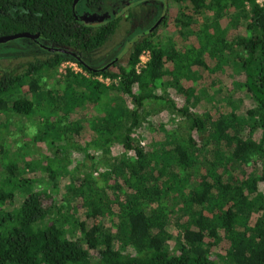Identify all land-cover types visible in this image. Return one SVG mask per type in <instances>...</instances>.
<instances>
[{"label": "trees", "instance_id": "trees-1", "mask_svg": "<svg viewBox=\"0 0 264 264\" xmlns=\"http://www.w3.org/2000/svg\"><path fill=\"white\" fill-rule=\"evenodd\" d=\"M172 1L170 26L165 14L110 71L114 53L92 58L118 19L81 23L75 0H0V38L33 37L1 45L47 55L0 76V127L29 121L34 146L20 160L1 150L0 264H264V6ZM67 61L84 73L56 80ZM149 106L180 119L152 148ZM72 151L91 170L69 171Z\"/></svg>", "mask_w": 264, "mask_h": 264}, {"label": "rangeland", "instance_id": "rangeland-1", "mask_svg": "<svg viewBox=\"0 0 264 264\" xmlns=\"http://www.w3.org/2000/svg\"><path fill=\"white\" fill-rule=\"evenodd\" d=\"M153 2H156L158 5H154ZM128 4L130 5V8H135L138 6H144L143 10L140 9L136 12V17H132L131 19L125 18H119L120 20V25L117 30V34L113 36L112 40L108 42L103 50L100 51L99 54H94L92 59H96L97 57H100L104 54H108L109 51L114 55L112 56L111 59L106 58L104 61L106 63V67L109 68L110 71H116V67L114 66H125L128 61V55L131 52V49L139 42L141 41L144 37L143 34L141 36H135L137 33L134 32V25L136 24L137 27L141 26H147L148 25V18H145L144 16H141L137 20V14L143 13L146 11V14L149 11H155L154 12V19L151 21V27H153V21L159 16H163V8L166 7V20L168 23V26H170L169 21L173 18V16L176 15V10L177 7L173 3L172 0H126V2H123V4ZM123 6V5H122ZM163 6V7H162ZM161 7V8H160ZM121 7L118 5L117 9H120ZM116 11L117 9L114 8ZM127 10V9H126ZM94 14V15H93ZM125 14V13H124ZM76 17L79 22L88 24L91 26H100L103 23V19L101 16H98L97 13H93L90 9L87 8L84 0L80 1L79 4L76 7ZM108 18L111 17L108 16ZM129 26L131 28L130 33L128 34V37L132 39L131 41H128L124 48L123 47V37L126 36V32L129 29ZM149 26V25H148ZM147 26V27H148ZM222 27L225 26V23L222 21ZM141 29V28H137ZM145 29H148L145 27ZM142 30V32H146L147 30ZM170 31V30H169ZM24 43V42H23ZM122 43V44H121ZM128 44V45H127ZM120 47V50H119ZM30 49V48H29ZM23 50V51H22ZM22 50H17L16 48H11L10 46H5V45H0V76L1 72L4 70H15L16 72H21V70L24 68V66L32 62L34 60H45L47 58V55L43 52H38V53H31L30 50L23 48ZM143 56V55H141ZM105 58V57H104ZM103 58V59H104ZM102 60V58L100 59ZM142 60L145 62L147 61V58L143 56ZM149 61V60H148ZM115 64V65H113ZM195 70V69H194ZM84 73V72H83ZM64 73L60 72V67L57 70V75H56V80L63 77ZM219 80L222 86H227L231 83L232 78L230 74L228 73L227 70H225L223 73H218L214 76V79ZM115 94V93H114ZM211 95V94H210ZM203 96V95H200ZM222 96V94H221ZM167 99H169L171 102L175 104H179V100L177 96L175 95L174 91L172 89L167 90ZM203 103H206V100L204 99L202 101ZM128 103V102H127ZM146 111H148V115L146 116L145 121L143 122L140 133H141V145L146 148H152L155 145H158L161 141H163L164 136L163 133L161 132V129L164 128L166 130L173 129L178 125L180 122V119H175L174 122L171 123V117L166 111L158 112L154 106H149L147 107ZM32 120V119H31ZM34 120H32L33 122ZM4 121L0 119V123H3ZM14 122V121H13ZM22 126L20 127L19 125L13 123L14 125L10 126L9 129H5L3 126L0 127V179H4L8 176V173L5 172V168L3 167V157H2V152L1 150L17 153V160H20L19 153H23L21 150L22 147H24L27 144H30L32 148L34 146L31 143V133L27 132V129L29 127V121L22 120ZM15 127V128H14ZM19 128H22L23 131H20ZM85 140V139H84ZM76 143L78 146L82 147L83 139L80 140V137L76 139ZM116 151V150H115ZM27 152V149H26ZM42 152V150H41ZM44 155L47 153L43 152ZM99 155V154H97ZM96 155V156H97ZM132 156V153L129 154ZM98 158V157H97ZM96 158V160H97ZM69 159L71 161V164L68 166L69 171H74L76 167H78V171H81L80 174L86 173L88 170H91L90 165H92L88 159L83 157V154H80V152L77 151H72L69 154ZM94 163V161H92ZM90 167V168H89ZM18 168L21 169V165L18 164ZM75 170V171H77ZM63 182L66 181V179L62 180ZM43 188H47V185L42 184ZM19 203V200L15 202L17 205ZM92 256L94 255L91 252Z\"/></svg>", "mask_w": 264, "mask_h": 264}, {"label": "flooded vegetation", "instance_id": "flooded-vegetation-1", "mask_svg": "<svg viewBox=\"0 0 264 264\" xmlns=\"http://www.w3.org/2000/svg\"><path fill=\"white\" fill-rule=\"evenodd\" d=\"M123 2H126V0H105L104 1V4L102 5V7H100V8H98V9H96V10H91V11H93V13L95 12V13H97L98 14V16H101L102 17V21H103V23H105V22H107V21H111V20H116V19H118L119 20V18H123L124 16H125V18H132V17H136V12L138 11V10H140V9H142L143 10V7L144 6H138V7H135V8H130V5H128L127 3L126 4H123ZM154 3V5H158L156 2H153ZM118 5L121 7L120 9H117V7H118ZM123 5V6H122ZM163 7V6H162ZM114 8H116L117 9V11L114 9ZM161 8V7H160ZM127 9V10H126ZM163 16L162 15H159L154 21H153V27H151V21L155 18L154 17V12L155 11H149L147 14H146V11L145 12H143V13H139V14H137V20L141 17V16H144L145 15V18H148V27L147 26H141V27H137V25L135 24L134 25V27H133V29H134V32L135 33H137L136 35L134 34V37L135 36H138L139 35V37L141 36V34H143V37H145V36H147V35H149V34H151V32L155 29V28H157L160 24H161V22L163 21V18H164V16H165V11H166V7H164L163 8ZM125 13V14H124ZM94 15V14H93ZM108 16H110L111 17V20H110V18H108ZM154 17V18H153ZM153 18V19H152ZM133 19V18H132ZM131 19V20H132ZM119 25H120V20H119V24H118V28H119ZM145 27L146 28H148V29H145ZM137 28H141V29H137ZM147 30L146 32H142V30ZM118 30V29H117ZM130 31H131V28H130V26H129V29L127 30V32H126V36H124L123 37V40H122V43H123V47L122 48H124V46H125V44L128 42V41H131L132 39H134V37L132 38V39H130L129 37H128V34L130 33ZM115 34H117V31H116V33ZM115 36V35H114ZM121 43V44H122ZM128 45V44H127ZM47 49H49V48H47ZM109 57V56H108ZM101 58H102V60H104L103 58H104V56L102 55L101 56ZM112 58V55H110V58L109 59H111Z\"/></svg>", "mask_w": 264, "mask_h": 264}, {"label": "built area", "instance_id": "built-area-1", "mask_svg": "<svg viewBox=\"0 0 264 264\" xmlns=\"http://www.w3.org/2000/svg\"><path fill=\"white\" fill-rule=\"evenodd\" d=\"M256 3L261 5V6H264V0H256ZM141 55L145 56L147 58V61H143L142 58L143 56H140L139 58V64L137 65L136 67V71L137 73L145 67V65L147 64L148 60H149V53L148 52H143ZM72 72L74 74H83L82 73V70L77 66L76 63L74 62H64L60 65V72L62 73H66V72ZM98 81L102 82V83H105L107 84L108 83V80H103L102 78H97Z\"/></svg>", "mask_w": 264, "mask_h": 264}, {"label": "water", "instance_id": "water-1", "mask_svg": "<svg viewBox=\"0 0 264 264\" xmlns=\"http://www.w3.org/2000/svg\"><path fill=\"white\" fill-rule=\"evenodd\" d=\"M80 0H75L74 2V6L79 2ZM22 38H33L29 35H17V36H12V37H7V38H0V45L1 44H5V43H8L10 41H14V40H17V39H22ZM61 51V50H59Z\"/></svg>", "mask_w": 264, "mask_h": 264}]
</instances>
